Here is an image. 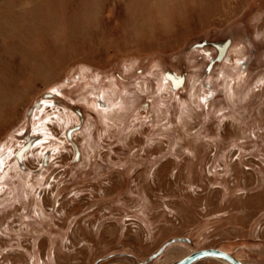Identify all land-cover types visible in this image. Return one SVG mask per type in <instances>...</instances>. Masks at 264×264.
<instances>
[{"label": "rangeland", "instance_id": "obj_1", "mask_svg": "<svg viewBox=\"0 0 264 264\" xmlns=\"http://www.w3.org/2000/svg\"><path fill=\"white\" fill-rule=\"evenodd\" d=\"M208 247L264 264V0H0V264Z\"/></svg>", "mask_w": 264, "mask_h": 264}, {"label": "water", "instance_id": "obj_2", "mask_svg": "<svg viewBox=\"0 0 264 264\" xmlns=\"http://www.w3.org/2000/svg\"><path fill=\"white\" fill-rule=\"evenodd\" d=\"M223 52H224V49H221L219 57L223 55ZM210 255L220 256L224 258L225 260H227L228 262H230L231 264H245L242 260H240L235 255L223 249L217 248V247H208V248L195 250L187 254L186 256H184L183 258H181L174 264H190L197 259L210 256Z\"/></svg>", "mask_w": 264, "mask_h": 264}, {"label": "flooded vegetation", "instance_id": "obj_3", "mask_svg": "<svg viewBox=\"0 0 264 264\" xmlns=\"http://www.w3.org/2000/svg\"><path fill=\"white\" fill-rule=\"evenodd\" d=\"M221 51V50H220ZM219 54H220V52H219Z\"/></svg>", "mask_w": 264, "mask_h": 264}]
</instances>
